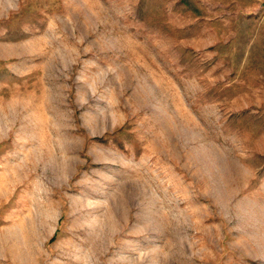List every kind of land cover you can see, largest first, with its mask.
Here are the masks:
<instances>
[{"label":"rangeland","instance_id":"rangeland-1","mask_svg":"<svg viewBox=\"0 0 264 264\" xmlns=\"http://www.w3.org/2000/svg\"><path fill=\"white\" fill-rule=\"evenodd\" d=\"M0 264H264V0H0Z\"/></svg>","mask_w":264,"mask_h":264}]
</instances>
